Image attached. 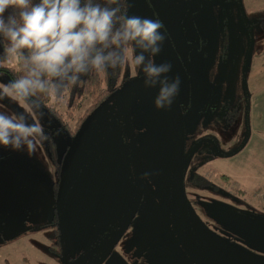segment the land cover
Here are the masks:
<instances>
[{"label":"rangeland","instance_id":"obj_1","mask_svg":"<svg viewBox=\"0 0 264 264\" xmlns=\"http://www.w3.org/2000/svg\"><path fill=\"white\" fill-rule=\"evenodd\" d=\"M101 1L106 6L107 0ZM124 7L129 16L163 22L161 31L166 39L153 59L156 64H171L169 79L180 78L176 99L186 146L191 134L198 141L204 138L202 135L209 134L220 144V148L207 153L217 158L208 159L199 167L214 172L213 180L220 174L230 177V185L243 190V196L237 199L239 208H243L239 210L264 218V24H261L264 0H124ZM4 15L7 17V11ZM4 65L13 66V62L7 60ZM138 77L144 74L137 75L129 62L122 66L119 84ZM8 82L7 75L0 74V83ZM157 92L145 86L135 87L124 107L137 155L143 199L115 247L106 246L81 264H127L128 258L120 255L118 249L122 242L133 237L139 239L140 245L148 246V255L143 252L147 262L185 263L171 232L173 219L165 215L168 209L163 198L166 182L171 180L173 128L170 109L154 106ZM0 111L10 115L24 110L6 97L0 100ZM43 114L39 122L50 138L34 154L0 147V264L67 262L87 252L114 227L102 219L95 220L97 217L88 220L86 212L82 214L83 207L92 204L97 189L93 183L95 177L100 178L97 168L86 170L82 164L63 194L61 206H55L52 183L56 178L49 158V140L59 159L68 144V136ZM26 115L29 122L35 119L30 113ZM204 123L214 125L205 130ZM106 127L104 131L109 138L112 134L115 138L106 143L107 153L97 151L102 154V161H96L95 165L103 171L106 169L115 184L132 186L129 146L125 138L118 137L122 129ZM110 158L113 159L108 164L111 170L106 168ZM199 158L204 157L200 154ZM86 171L92 177L87 178ZM186 172L187 169L184 172L187 177ZM145 173L149 175L142 179ZM228 191L232 192L229 189L223 194H229ZM147 197L156 199L158 205L147 206ZM234 210L230 205L222 211L215 208L213 213L228 214ZM53 213L57 215L62 238L60 256L52 255L51 249H47L53 240L49 227ZM238 217L241 223L232 229L241 235V245L248 247L254 257L256 253H264V222ZM132 247L128 246L129 250L142 254L140 247Z\"/></svg>","mask_w":264,"mask_h":264},{"label":"clouds","instance_id":"obj_2","mask_svg":"<svg viewBox=\"0 0 264 264\" xmlns=\"http://www.w3.org/2000/svg\"><path fill=\"white\" fill-rule=\"evenodd\" d=\"M163 28L158 19L127 15L120 0H107L106 6L94 0H0L4 54L22 72L0 83V100L10 98L24 110L0 111V147L34 154L50 138L39 122V96L57 102L68 85L92 70L105 73L130 62L137 75L144 74L146 88H158L155 108H170L181 81L169 79L171 64L154 62L166 39ZM26 113L35 119L29 122Z\"/></svg>","mask_w":264,"mask_h":264},{"label":"flooded vegetation","instance_id":"obj_3","mask_svg":"<svg viewBox=\"0 0 264 264\" xmlns=\"http://www.w3.org/2000/svg\"><path fill=\"white\" fill-rule=\"evenodd\" d=\"M115 98L116 97H114V99ZM103 115H100V117L96 119L97 122L96 121L94 122L93 128L86 126L85 129L82 131L81 135H79L78 133L75 134L74 136L67 134L68 144L65 145V149L61 151L59 159L55 154V159H57L58 162L54 161V163L62 164V168H63V165L65 164L68 157L69 147L71 146L73 149V146L79 145L83 152V158L79 164V168L83 164L84 167H86V170L88 169L95 170V168H97L98 173L100 172L99 174L100 178L95 177V182H93L97 187V189L96 190L94 189L93 192L94 195L96 196L92 195V199H93L92 204L83 207L84 212L82 213L84 214L86 212V215L89 216L88 220H90V218L93 216L94 219L97 217L95 220L102 219L104 222H109L110 225L114 226L111 232L106 231L104 233V237H103L104 239H102L100 242L106 240L118 228L127 210L132 204L135 188H136L134 182L132 186L131 184L128 183L124 184L123 186H119L115 184L110 180L111 176L106 172V169L105 171H103L101 170V167H97L95 165L96 161L97 162L102 161L100 155L108 152L106 143L110 142L111 139L115 138L114 134H112L111 137L109 138V135L105 133L104 128L106 126L110 127L111 130H113L114 128L116 130L117 129L119 130V127L123 128L121 115L117 112V107L104 110ZM204 124H205L204 127L205 130H208L210 126L212 127L214 125L212 123H207V124L204 123ZM119 136L121 135L118 134V137ZM202 137L204 138L198 141L197 137H195V134H191V138H189L190 141H188V144L186 146V141L184 140V135H183L184 141H183V152H182V172L183 171L185 172V169H187L186 173L188 174V176L186 177L185 173L183 172V181L181 182V194H180L181 197L178 200L180 214H181L180 232L185 242L187 243L189 249L192 251L194 255V259L190 258L186 254V252L181 247L173 230H171V232H173L175 245L177 249L185 259L184 264H254L253 261H255V264H264V261H261L264 260L263 258L264 253H256L255 257L254 254H250L248 252V247H244L241 245V243H243L241 242V237H240L241 235L234 232V230L232 229L233 225L234 227H237L241 223V220L238 219L239 218L238 215L247 216L254 220H256L254 217H260V216H255L251 213L242 212L243 210L242 211L239 210L243 208H239L240 206H238L237 199L238 198L240 199V197L243 196V190L239 189L238 187L236 188V186L232 187L230 185L232 184L230 177L224 174H220V176H216L215 178L216 180H213L212 176L215 174L213 171H212L213 173H211L210 170H208V168L199 167L203 165V163H207L208 159L213 158L214 160L215 158H217L215 156H210L207 153L212 151L213 148H217V147L220 148V144L218 143L217 140H215L214 137L210 136L209 134L208 135L204 134L202 135ZM208 137L214 139L207 140ZM120 138L122 139L126 138L125 140L128 143L126 134L125 137L121 136ZM97 151H99L102 154H100ZM200 154H202L204 158H199ZM188 158L189 160L187 161ZM112 161L113 159L110 158L106 162V168H108L109 170L111 169L109 168L108 164H112ZM86 174H87V178L92 177L90 176V171H86ZM55 178H57L56 173H55ZM197 179L198 180L200 179L201 181L196 182ZM60 181L61 180H58L57 182L58 183L57 191ZM202 181H203V185H199L201 184ZM166 183L167 184L165 186L163 201L167 205L166 210L167 209L168 210L165 215L173 219L172 222V226H173L174 213H173V204H172V187H171V182L170 183L166 182ZM229 189L232 190V192L228 191L230 195L223 194L226 190ZM115 190H117L118 193H116ZM57 191H56V196H57ZM142 192L143 189H142V184L140 182L138 203L130 220L136 214L137 207L143 199ZM202 195H205V197ZM227 195L234 197L228 198ZM52 198H54L53 193H52ZM53 200L54 201L56 200L57 203V199H53ZM105 202L109 204H106ZM145 203L147 206L152 208L158 205L157 200L154 199L153 197H147ZM245 203L248 204V202L246 201ZM230 205L236 208L234 212H230L228 214L213 213V210L215 208L222 211L225 207H228ZM245 211H247V209ZM93 213H95L96 216H94ZM186 218L189 219L190 222L188 220V222L186 223L187 221ZM129 222L124 227L120 235L116 238V240L112 244L108 245V247L109 246L115 247L114 245H116L117 240L122 237L123 231H125V228L129 225ZM229 230L233 231V233L231 232L232 235L228 234L227 231ZM52 239L53 240L52 242L49 243L47 249L50 250V246L51 245L54 246L53 249L55 251L50 250L52 255L60 256L61 255L60 249L62 247V238L60 236V233H59V237L56 238L52 236ZM57 241L59 245L58 244L56 245ZM100 242H97L96 244L91 246V248H93ZM140 244L141 243L137 237L127 239L126 241L121 243V247L118 249L119 254L120 255L124 254V258H128L129 261L126 260L127 264H158L157 261L147 262V260L143 256V252L145 255H148L149 252L148 246L146 244L143 245ZM131 245L134 248L136 246L140 247V251L142 252V254L138 250H134V251L129 250L128 246L131 247ZM85 253L86 252L82 253L80 256H82ZM74 259L76 258H70L67 262H60V264H68L72 262Z\"/></svg>","mask_w":264,"mask_h":264},{"label":"trees","instance_id":"obj_4","mask_svg":"<svg viewBox=\"0 0 264 264\" xmlns=\"http://www.w3.org/2000/svg\"><path fill=\"white\" fill-rule=\"evenodd\" d=\"M33 2H37V0H33ZM94 2L100 3L102 6H104L101 0H94ZM120 7L122 11H125L124 0H120ZM11 11L12 9L7 10V16L9 15V13H11ZM261 24H264L263 21ZM6 46L7 41L2 36H0V74L7 75L10 81L18 78L22 74V72L20 71L19 66H17L14 62L13 66L4 65V62L9 60L4 54V49L6 48ZM121 70L122 66L117 69H109L105 73H98L92 70L88 74L82 75L78 84L68 85L64 89L63 94L57 102H52L44 96H39V103L42 106V111L54 122V124L57 125L59 131L63 132V134L65 135L68 134L74 136L79 132L83 124H86V126L93 128L94 122H97V120L95 118H90V115L96 108L104 103V108L100 115H103L104 110H108L113 107L116 108V100L113 96H115L116 91L122 85L119 84ZM121 129L122 134L119 131V135L125 137L124 130L122 127ZM48 150L50 159L54 164V169L57 177L55 182L52 184V193L54 197L53 199H56V191L58 185L57 182L58 180H61L63 178V168L62 164L54 163L55 150L53 143L50 140ZM183 172L181 176V182L183 181ZM199 181L201 180H196V182ZM199 185H203V181ZM54 204L55 206H57L56 200ZM49 227L50 229H52L53 236L56 238L59 237L56 213H53V217L51 222L49 223ZM57 244L58 241L56 245ZM50 249L52 251H55L52 245L50 246Z\"/></svg>","mask_w":264,"mask_h":264},{"label":"water","instance_id":"obj_5","mask_svg":"<svg viewBox=\"0 0 264 264\" xmlns=\"http://www.w3.org/2000/svg\"><path fill=\"white\" fill-rule=\"evenodd\" d=\"M144 86V77H138L135 79H132L122 85L115 93L116 97V107L117 112L121 115L122 119V125L124 128V132L127 136L128 144H129V150H130V160L131 165L133 167V179L134 183L136 185L135 193L133 197L132 204L130 205L129 209L127 210L123 220L121 221L118 228L114 231V233L111 234L106 240L100 242L93 248H91L89 251H87L82 256L74 259L72 262L68 264H80L84 262L86 259L97 253L102 248L112 244L116 238L120 235L124 227L129 222L136 206L138 203L139 198V192H140V180H139V170L136 165V151L134 148L133 139L131 136L130 128L127 122L126 113L124 110L125 104H127V98L128 95L132 92V90L135 87ZM156 91H158V88H153ZM104 108V103L101 104L98 108H96L92 114L90 115V118L97 119L99 115L101 114L102 110ZM171 112V118H172V128H173V148H172V165H171V187H172V204H173V213H174V224L172 226V230L174 234L176 235L181 247L186 252V254L194 259V255L192 251L189 249L187 243L185 242L181 232H180V208H179V202L178 200L181 197V176H182V152H183V124H182V116L180 114V110L178 107V102L175 98L173 104L169 108ZM86 124H83L80 128L78 134L81 135L82 131L84 130V127ZM83 158V152L79 145L70 146L68 150V157L63 165V178L59 182V187L57 191V204L60 207L62 203L63 194L65 191L71 186L73 181L75 180L79 164L82 161ZM256 220L260 222H264V218L261 217H254ZM196 260V259H195Z\"/></svg>","mask_w":264,"mask_h":264}]
</instances>
